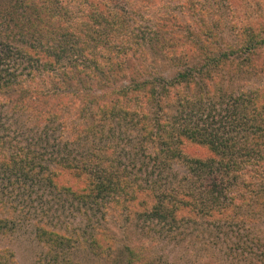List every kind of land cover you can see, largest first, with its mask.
<instances>
[{"label":"rangeland","instance_id":"1","mask_svg":"<svg viewBox=\"0 0 264 264\" xmlns=\"http://www.w3.org/2000/svg\"><path fill=\"white\" fill-rule=\"evenodd\" d=\"M183 1L140 0L137 4L134 0H112L111 5L128 13L126 22L138 27L132 31L138 35L145 31L142 26L153 22L161 12L172 14L176 9V15L185 13V8H175ZM195 1L210 3L202 12L218 20V29L225 38L233 36L228 30L230 25L236 28L238 23L253 21L259 12L264 15V0H232L233 5L227 0ZM223 11L225 16H221ZM78 19L76 16L68 24L74 26L72 22ZM130 38L119 45L115 40L118 46L110 49L100 42L97 48L92 44L82 50L73 42L63 50L55 67L68 69V63L84 67L89 58H99L108 50L122 62L123 69L110 77L111 87L106 90H112L123 85L127 64L132 68L137 63L120 52L127 51L139 37ZM21 59L17 48L0 59L1 77L12 85L23 80L30 88L47 91L54 87L62 93L66 82L58 71L42 70L40 66L33 70ZM155 65L161 73L166 72L161 62ZM243 80L245 86L259 87L264 84V73ZM226 85L224 79L221 88ZM73 90L70 87L65 93L71 97L66 108L59 112L53 109L48 119L40 120L28 110L11 106L0 91V264H123L126 248L133 246L140 249L136 264H264L263 170H254L240 156V170L232 171L229 188L218 200L211 197L209 211L198 206L197 200L184 197L169 211L170 186L180 194L184 184L180 180L187 170L176 158L171 159L168 176L166 168L155 167L151 158L158 146L142 139L138 117L133 114L139 112L140 102L131 103L126 115L96 112L88 105L82 118L75 108L79 100L72 98L79 93ZM211 101L216 102L217 96ZM233 130L228 132L240 147V135ZM189 144L182 148L186 157L203 159L212 155L205 146ZM166 176L173 185L167 183ZM84 178L85 183L92 182V189L98 182H106L104 190L95 192V196L87 188L85 197L79 195L81 192L64 190L72 181L83 187ZM218 178L220 185L227 184L225 178ZM258 189L260 192L255 191ZM130 193L137 196L138 202L133 203V209L120 208L115 200L125 204ZM101 235L97 243L95 239Z\"/></svg>","mask_w":264,"mask_h":264},{"label":"trees","instance_id":"2","mask_svg":"<svg viewBox=\"0 0 264 264\" xmlns=\"http://www.w3.org/2000/svg\"><path fill=\"white\" fill-rule=\"evenodd\" d=\"M111 1L0 0V59L17 48V57L26 60L33 70L39 66L42 70H56L66 82L62 93H57L54 87L40 91L25 85L21 79L12 85L0 73V91L6 94L11 106L30 111L37 120L48 119L53 109L59 112L66 108L71 97L65 93L70 87L79 93L72 98H78L75 108L82 118L88 105L96 112L126 115L130 113L131 103L140 102L139 112L133 114L138 117L136 124L142 139L153 147L158 146L151 158L155 167L166 168L168 176L171 159L176 158L187 170L180 180L184 182L180 194L170 186L169 211L177 207L181 197L197 200L198 206L209 211L213 204L211 197L218 200L229 188L232 171L240 170V156L254 170L264 171V84L245 86L243 80L264 73V15L259 12L253 21L238 23L236 28L230 25L228 30L233 36L225 38L218 29V20L202 12L210 3L185 0L182 6L175 7L185 8V13L176 15V9L173 10L176 14L166 13L168 10L161 12L153 22L142 29L139 27L145 31L137 35L132 31L138 27L135 29L126 22L128 13L122 8H113ZM227 1L234 4L232 0ZM79 6L81 9L75 12ZM225 14L223 11L221 16ZM76 16L79 19L72 22L74 26L69 25V20L73 21ZM131 36L139 37L138 41L120 52L129 54L135 58L129 61L137 63L132 68V64H127L126 79L122 77L124 83L117 88L106 90L111 87L110 77L123 72L122 62L108 50L99 58H89V64L84 67L77 63H68V69L55 67L63 50L73 42L82 50L92 44H97L94 46L97 48L100 42L110 49L132 40ZM157 62L162 63L166 72L161 73L155 65ZM224 79L227 85L222 89ZM213 92L216 102L211 101ZM229 130L239 133L240 147L235 145ZM189 143L205 146L212 155L203 159L186 157L182 148ZM243 144L246 145L242 147ZM218 175L227 184L220 185ZM86 181L87 178L82 180L83 187L69 182L64 190L81 192L82 197L87 188L95 196V192L104 190L106 182H98L92 189V182ZM167 183L174 184L168 177ZM115 202L120 208L130 210L138 199L130 193L125 204L121 199ZM102 236L95 239L97 243ZM138 248L127 247V259L122 263L136 264L140 257Z\"/></svg>","mask_w":264,"mask_h":264}]
</instances>
